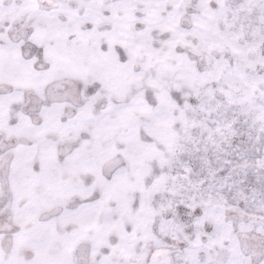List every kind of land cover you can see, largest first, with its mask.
<instances>
[{"label":"rangeland","instance_id":"obj_1","mask_svg":"<svg viewBox=\"0 0 264 264\" xmlns=\"http://www.w3.org/2000/svg\"><path fill=\"white\" fill-rule=\"evenodd\" d=\"M0 264H264V0H0Z\"/></svg>","mask_w":264,"mask_h":264}]
</instances>
